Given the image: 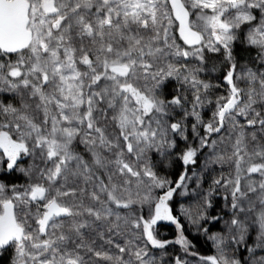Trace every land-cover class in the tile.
Listing matches in <instances>:
<instances>
[{
    "label": "snow or ice",
    "instance_id": "snow-or-ice-1",
    "mask_svg": "<svg viewBox=\"0 0 264 264\" xmlns=\"http://www.w3.org/2000/svg\"><path fill=\"white\" fill-rule=\"evenodd\" d=\"M241 37L256 50L245 66ZM221 51L228 91L213 100L220 85L201 74ZM174 160L172 181L157 169ZM215 166L183 213L219 222L213 196L230 209L223 232L203 229L215 254L200 260L264 264V0H0V176L26 178L0 179V264H165L170 244L196 256L169 201ZM159 221L176 239L158 238Z\"/></svg>",
    "mask_w": 264,
    "mask_h": 264
},
{
    "label": "trees",
    "instance_id": "trees-1",
    "mask_svg": "<svg viewBox=\"0 0 264 264\" xmlns=\"http://www.w3.org/2000/svg\"><path fill=\"white\" fill-rule=\"evenodd\" d=\"M176 29L177 26L175 22L173 25V32L178 37ZM178 42L182 43L179 40ZM233 55L239 66H245L252 63L253 58L256 55V50L252 47L247 46L243 42V37H241V40L235 42L233 45ZM206 60V67L210 70L213 68V66H215L216 70L206 71L202 73L201 78L209 81L213 85H220V87H214L211 90V99L215 100L217 96L226 95L228 91V86L223 80V77L227 71V63L224 62V55L222 51L220 53L206 52ZM193 63H195V61H193ZM173 87L174 85L169 83L168 88L165 89V91L168 92ZM213 107L214 106L210 105L207 109L202 112V115L205 119H208L210 117ZM177 115H180L179 112L177 113ZM188 123L191 124L192 121L189 120ZM188 135L189 137H191V132H189ZM177 145L178 146L175 149V152H181L182 149L186 147L184 145V142L179 139H177ZM206 152L207 149L205 150V153ZM155 159L159 160V157H156ZM204 159L205 155L201 154L198 156L195 165L188 166L189 175H191L193 172H202ZM157 170L160 175L166 176L172 181H175L178 179L180 173L184 170V166L181 164V161L174 160V162L169 167L158 165ZM224 171L226 172L227 169H224ZM220 172V167L215 166L213 171L203 173L199 187L194 181L192 184L188 185L186 190L184 189L183 192L185 193L186 191V194H174L172 200L169 201V206L172 209L174 217H177L179 219V223L183 226L184 235L188 238V240L192 242V245L194 246L189 250V252H196L198 255L193 256L191 254H186L182 250L181 246L175 244L176 246L172 247V249L170 248V251L167 252L166 250L167 255L164 257L165 264H173V260L176 256H180L182 259H185L188 264H203V262L200 260L201 256H209L215 254V248L213 247L212 241L207 239V235L224 231V220L230 219L231 216L230 209L225 207V202L218 196H213V207L207 210V216L209 218L217 215L222 216L223 219L219 222H213L208 219L200 220L199 224H193L183 213L185 209H189L193 213L196 212V210L203 203L204 193L209 189V186L212 184L213 178L218 177ZM157 192H163V190H157ZM175 228V226L166 225V227L163 228L161 231L162 234H159V239L174 240L177 237ZM205 228L208 229L207 235L203 231V229ZM255 234L256 233L254 231L251 232V235L247 240V243L249 245L253 243L252 238L255 236ZM227 252L229 255L235 253V255L239 256L241 259L248 255L243 248L237 251L231 246L228 247ZM158 253L159 252L156 253L157 256H159ZM8 259V255L7 259L3 257V264H7Z\"/></svg>",
    "mask_w": 264,
    "mask_h": 264
},
{
    "label": "rangeland",
    "instance_id": "rangeland-1",
    "mask_svg": "<svg viewBox=\"0 0 264 264\" xmlns=\"http://www.w3.org/2000/svg\"><path fill=\"white\" fill-rule=\"evenodd\" d=\"M177 118H179V116L177 115ZM190 139H191V137H189ZM184 145H185V143H184ZM186 146V145H185ZM203 166H204V163H203ZM17 175V174H16ZM22 176V175H21ZM195 181V177L193 178V180H191V181H189L188 183H187V187H188V185L189 184H192L193 182ZM26 182V178L23 176V180H22V182H20V183H18L17 181H13L12 183H17V184H23V183H25ZM184 191V188H181V189H179L176 193H174V194H181V193H184L183 192ZM157 194H162V192H157ZM146 211V210H145ZM172 215H173V213H172ZM174 216V215H173ZM166 223H168L169 221H165ZM163 224V223H162ZM162 224L161 223H157V225H155L154 227H155V231H156V233H157V236H158V238H159V234H162ZM171 226H175L176 227V225L174 224V223H172V225ZM175 230H176V233H177V236H178V234H179V230L177 229V227L175 228ZM176 239V238H175ZM174 246H176L175 244H170V245H168L167 246V248H166V250H167V252L168 251H170V248L172 249V247H174ZM154 252H155V254L157 253V252H159L158 254H160V252H161V250H154ZM192 264H196V263H192Z\"/></svg>",
    "mask_w": 264,
    "mask_h": 264
},
{
    "label": "flooded vegetation",
    "instance_id": "flooded-vegetation-1",
    "mask_svg": "<svg viewBox=\"0 0 264 264\" xmlns=\"http://www.w3.org/2000/svg\"><path fill=\"white\" fill-rule=\"evenodd\" d=\"M0 179H3L4 181L8 183H12L13 181H17L18 183L22 182L23 176L17 174V175H5V176H0ZM158 223H163L162 224V229L166 227V225L171 226L172 222L169 221L166 223L165 221H159ZM4 257L7 259V255H4Z\"/></svg>",
    "mask_w": 264,
    "mask_h": 264
},
{
    "label": "water",
    "instance_id": "water-1",
    "mask_svg": "<svg viewBox=\"0 0 264 264\" xmlns=\"http://www.w3.org/2000/svg\"><path fill=\"white\" fill-rule=\"evenodd\" d=\"M178 21H176V26H177V28H178ZM176 32H177V35L179 36V33H178V31H177V29H176ZM182 42V41H181Z\"/></svg>",
    "mask_w": 264,
    "mask_h": 264
}]
</instances>
